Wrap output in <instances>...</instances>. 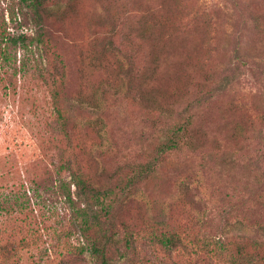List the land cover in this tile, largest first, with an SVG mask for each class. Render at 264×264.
I'll use <instances>...</instances> for the list:
<instances>
[{"label":"rangeland","instance_id":"obj_1","mask_svg":"<svg viewBox=\"0 0 264 264\" xmlns=\"http://www.w3.org/2000/svg\"><path fill=\"white\" fill-rule=\"evenodd\" d=\"M101 2L71 0L69 5L74 8L71 14L65 13L63 24L52 16L43 20L49 37L48 53L27 41L25 48L9 51L15 59L14 67L23 58L27 62L23 72L16 69L17 74L10 79L16 92L5 90L2 96L0 90V116L6 122L0 132L5 176L10 184L19 187L23 183L25 190L37 188L38 198L27 192L30 202L35 200L57 216L34 220L35 233L31 237L21 230L22 215L0 212V245L11 235L17 248L12 262L0 260V264H44L46 259V264H99L86 251L78 252L83 241L73 224V209L59 189L69 178L66 171L58 169L72 147L61 128L69 130L73 145H95L97 138L80 120L88 115L78 109L71 110L73 118L61 128L53 121L54 88L45 84L43 69L51 68L55 78L62 76L56 91L63 97V107L64 100L81 89L78 69L82 57H97V50L107 37L109 25L99 20ZM152 2L164 7L159 17H154L162 26L160 30L182 31L183 37L181 46L174 47L181 60L180 71L160 81L163 101L171 93L182 94L177 103L182 108L194 97L214 90L232 68L233 50L238 44L245 46L251 58L243 59L248 66L240 69L228 90L213 94L200 101L199 108L192 109L194 125L204 136L201 148L182 170L195 174L199 182L192 201L182 192L181 177L147 182L143 188L149 199L164 202L162 208L132 204L118 212L119 220L113 222L112 233H130L135 238V250L125 258L110 252L107 264H264V75L260 74L264 73V0ZM0 31L33 38L38 29L30 9L20 0H0ZM87 75V82L82 81L87 85L86 93L93 91L102 78L100 73ZM108 104L104 117L106 134L117 152L105 156L102 163L112 178L123 173H114L120 168L118 162L123 163L131 148L136 149L130 132L152 134L149 122L153 117L120 98L116 102L108 99L105 105ZM76 129L86 137L80 133L81 140H77ZM77 155L80 157L78 151ZM70 192L74 204L83 207V199L75 194L73 186ZM61 229L68 230V235L57 241L55 233ZM152 229L174 233L181 242L170 249L149 242ZM22 238L24 242L19 243ZM210 242H217L220 248H212L210 254L208 247L199 251L198 246Z\"/></svg>","mask_w":264,"mask_h":264},{"label":"trees","instance_id":"obj_2","mask_svg":"<svg viewBox=\"0 0 264 264\" xmlns=\"http://www.w3.org/2000/svg\"><path fill=\"white\" fill-rule=\"evenodd\" d=\"M24 7L30 9L32 20L38 32L33 38L20 34H9L0 31V90L5 96V90H16L12 87L10 79L18 72L22 73L26 67V59H21L20 64L14 67L15 59L11 57L9 51L15 48H25V41L29 45H40L47 53L49 52V37L45 19L50 16L62 23L65 13H72L73 6L69 5L71 0H20ZM101 1V0H99ZM152 0H102L100 5L99 20L109 25L107 37L97 50V57L85 55L81 59L82 66L78 69L81 89L74 96L62 102V96L56 91V86H60L61 77L55 78L51 68L43 69L46 74L43 80L46 85L54 88L53 111L51 115L53 121L60 126L66 124L73 118L71 110L86 113L88 117L81 118L83 125L94 132L97 138L95 145H76L70 137L69 130L62 129L63 136L68 145H71L69 157L63 158L59 166V172L66 171L69 181L61 183L59 189L63 191L64 199L73 209V224L77 225L79 235L83 241V246L79 249L81 254L86 251L95 258L99 264H107L110 252L119 253V257L125 258L128 254H134L135 238L130 233L119 235L112 233L113 222L119 220L118 212L127 209L129 205L136 204L146 208H156L161 210L164 202L150 200L147 191L143 188L150 180L161 181L164 177L183 178L182 192L192 201L195 191L200 186L195 174L182 171L186 163L194 156L203 141V132L194 125L192 109L199 108L200 101L206 100L217 92H225L229 89L233 81L237 78L240 69L247 68L248 64L244 58H251L245 50V46L238 44L233 50L234 64L226 77L217 82L216 88L207 91L200 97H194L179 108L178 100L182 94L171 93L172 95L165 101L160 94V81L168 77H174L180 71V58L176 57V45L181 46L183 42L182 31H162L161 24L154 20L164 10L163 4L151 3ZM105 2V3H104ZM10 20L12 14L9 15ZM153 17V19H152ZM44 51V52H45ZM254 59V58H253ZM5 68V69H4ZM11 70V73H7ZM88 72L100 73V78L95 89L85 92ZM260 74L264 73L260 71ZM23 78V76L21 77ZM88 88H90L88 86ZM23 89L25 90L24 86ZM27 91V90H26ZM210 92H213L212 94ZM10 95V94H9ZM185 94L183 93V96ZM73 97V98H72ZM133 103L137 110L153 117L149 122L152 134L136 132L132 135L133 147L130 155L123 157V163L118 162L119 170L111 178L104 168L103 159L105 156L116 151L107 138L106 125L104 121L105 109L110 104L105 105L108 99L115 102L118 99ZM14 102V101H13ZM60 104V106H59ZM1 115V114H0ZM0 116V121L4 120ZM68 118V119H67ZM79 120V121H80ZM6 122L0 126H5ZM76 126H73L75 129ZM79 129V126L77 127ZM76 129L80 139V131ZM83 137L85 134L81 133ZM81 140V139H80ZM79 152L80 157L77 155ZM224 163V159H221ZM99 162L101 165H98ZM5 161L0 158V212L3 214L22 215L21 230L26 231L33 237L35 231L32 227L34 220L41 218L43 221L50 219L55 214L50 208H44L38 202H30L27 192L37 198V188L34 190L23 189L24 184H10V180L5 176ZM3 176V177H2ZM104 179V181H101ZM10 184V186H8ZM149 184V183H147ZM71 186L75 189V194L83 199V207L74 204L71 199ZM6 191V192H5ZM46 191V190H45ZM22 192V194L20 193ZM34 192V193H33ZM166 200V199H165ZM10 202V204H9ZM157 202V203H156ZM156 203V204H155ZM12 205V206H11ZM55 215L54 217H56ZM56 224H60L55 222ZM24 224V225H23ZM124 229L123 224H120ZM68 230H59L55 233L56 240L65 239ZM36 236V235H35ZM9 235V239L2 240L0 245V260L2 263L12 262L17 255L15 242ZM35 239V237H34ZM149 242L157 243L163 248H174L181 242L179 236L168 231L152 229L148 234ZM14 241V240H13ZM20 239L19 243H23ZM192 243L191 241H189ZM198 246L199 251L208 247L207 253L212 252V248L219 249L217 242ZM193 244V243H192ZM204 250V249H203ZM18 256L16 257V260ZM15 260V262H17ZM42 263V260L40 261ZM14 263V262H13ZM32 263H34L32 261ZM48 263V259L44 260ZM249 264V263H244Z\"/></svg>","mask_w":264,"mask_h":264}]
</instances>
